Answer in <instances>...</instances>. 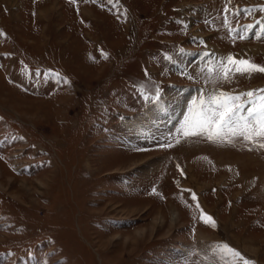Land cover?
<instances>
[{
  "label": "rangeland",
  "instance_id": "374dc122",
  "mask_svg": "<svg viewBox=\"0 0 264 264\" xmlns=\"http://www.w3.org/2000/svg\"><path fill=\"white\" fill-rule=\"evenodd\" d=\"M262 9L0 0V264H264V147L181 131L213 89H264L208 71L264 67Z\"/></svg>",
  "mask_w": 264,
  "mask_h": 264
},
{
  "label": "snow or ice",
  "instance_id": "6c2138e0",
  "mask_svg": "<svg viewBox=\"0 0 264 264\" xmlns=\"http://www.w3.org/2000/svg\"><path fill=\"white\" fill-rule=\"evenodd\" d=\"M208 71L216 72L212 81L215 83L218 80L228 81L236 73L251 75L253 72H264V67L229 56L226 61L220 62L218 69L209 68ZM193 105L189 117L181 126L185 137L205 136L217 142H232V138H238L264 147V89L240 94L213 89L207 96L194 101ZM206 220H211V217ZM227 251L244 260L239 252L232 249ZM244 264L254 262L244 260Z\"/></svg>",
  "mask_w": 264,
  "mask_h": 264
},
{
  "label": "bare ground",
  "instance_id": "6f19581e",
  "mask_svg": "<svg viewBox=\"0 0 264 264\" xmlns=\"http://www.w3.org/2000/svg\"><path fill=\"white\" fill-rule=\"evenodd\" d=\"M149 120H150L149 117L144 118V121H147L146 123H150Z\"/></svg>",
  "mask_w": 264,
  "mask_h": 264
}]
</instances>
